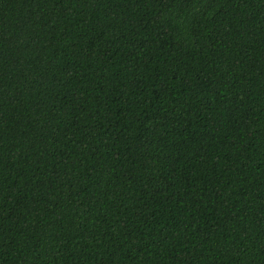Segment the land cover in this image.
Listing matches in <instances>:
<instances>
[{"label": "trees", "instance_id": "obj_1", "mask_svg": "<svg viewBox=\"0 0 264 264\" xmlns=\"http://www.w3.org/2000/svg\"><path fill=\"white\" fill-rule=\"evenodd\" d=\"M0 264H264V0H0Z\"/></svg>", "mask_w": 264, "mask_h": 264}]
</instances>
